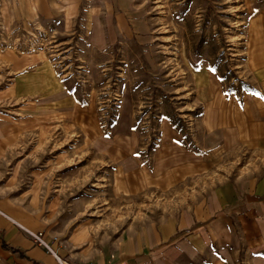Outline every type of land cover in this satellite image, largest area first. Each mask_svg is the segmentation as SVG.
I'll use <instances>...</instances> for the list:
<instances>
[{
    "label": "rangeland",
    "instance_id": "rangeland-1",
    "mask_svg": "<svg viewBox=\"0 0 264 264\" xmlns=\"http://www.w3.org/2000/svg\"><path fill=\"white\" fill-rule=\"evenodd\" d=\"M101 8L30 27L0 6V197L40 209L53 249L150 245L188 199L264 176V0ZM240 240L176 263L264 264Z\"/></svg>",
    "mask_w": 264,
    "mask_h": 264
},
{
    "label": "crops",
    "instance_id": "crops-1",
    "mask_svg": "<svg viewBox=\"0 0 264 264\" xmlns=\"http://www.w3.org/2000/svg\"><path fill=\"white\" fill-rule=\"evenodd\" d=\"M110 3L111 0H3L1 6L11 10L15 21L32 27L41 26L60 14L71 18L85 9L95 13L102 7L103 12H109ZM186 205L179 213L168 214L152 234L150 245L146 239L137 237L108 252H99L91 241L79 239L82 232L76 235L79 238L68 239L70 247L55 245L58 258L36 244L26 232L42 230L43 222L36 220L40 209H34L29 200L23 199L20 203L12 196L0 197V255L16 264H177L182 254L190 261H196L195 258L200 261L210 242L217 239L225 244L219 249L221 257L231 258L233 251L238 253V247L232 249L231 244L233 241L239 244L240 239L255 250L264 247V176L258 181L217 188L193 203L188 199ZM233 220L241 222L243 238L233 229ZM10 248L18 252L13 253ZM262 258L254 259L261 262ZM219 262L226 264V260Z\"/></svg>",
    "mask_w": 264,
    "mask_h": 264
},
{
    "label": "built area",
    "instance_id": "built-area-1",
    "mask_svg": "<svg viewBox=\"0 0 264 264\" xmlns=\"http://www.w3.org/2000/svg\"><path fill=\"white\" fill-rule=\"evenodd\" d=\"M3 0H0V6L2 4ZM26 232L32 237V239L39 245H41L42 247H45L49 252L55 254L57 256V254L54 252V249L51 247V245L45 240L43 233L42 232H33L31 230H26ZM58 257V256H57ZM59 258V257H58ZM84 264H99L97 262H86Z\"/></svg>",
    "mask_w": 264,
    "mask_h": 264
},
{
    "label": "trees",
    "instance_id": "trees-1",
    "mask_svg": "<svg viewBox=\"0 0 264 264\" xmlns=\"http://www.w3.org/2000/svg\"><path fill=\"white\" fill-rule=\"evenodd\" d=\"M3 245L5 246L6 244L3 243ZM10 249L12 250L13 253H17L18 252V250L16 248H10ZM21 257H23V256H21ZM19 264H21V263H19Z\"/></svg>",
    "mask_w": 264,
    "mask_h": 264
}]
</instances>
